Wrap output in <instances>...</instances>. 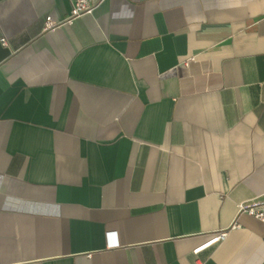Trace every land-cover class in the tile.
Returning <instances> with one entry per match:
<instances>
[{
	"label": "crops",
	"instance_id": "1",
	"mask_svg": "<svg viewBox=\"0 0 264 264\" xmlns=\"http://www.w3.org/2000/svg\"><path fill=\"white\" fill-rule=\"evenodd\" d=\"M93 2L0 0V264H264V0Z\"/></svg>",
	"mask_w": 264,
	"mask_h": 264
},
{
	"label": "built area",
	"instance_id": "2",
	"mask_svg": "<svg viewBox=\"0 0 264 264\" xmlns=\"http://www.w3.org/2000/svg\"><path fill=\"white\" fill-rule=\"evenodd\" d=\"M72 10L70 18L79 17L84 14H91L96 4L93 0H71ZM54 21L51 16H47L45 19V29L54 27ZM4 46H7L5 39L0 40ZM195 57H191L190 60H194ZM189 61V60H188ZM188 61L184 62V66H188ZM238 215L245 214L256 220L264 223V201L252 200L251 202L238 204ZM235 228V224L233 225ZM228 236V232H221L213 236L208 242L196 248L193 253L199 254L203 250L222 243Z\"/></svg>",
	"mask_w": 264,
	"mask_h": 264
}]
</instances>
